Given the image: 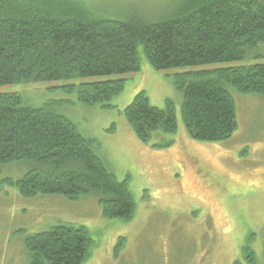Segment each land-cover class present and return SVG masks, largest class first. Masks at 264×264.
I'll return each mask as SVG.
<instances>
[{"label": "trees", "instance_id": "obj_1", "mask_svg": "<svg viewBox=\"0 0 264 264\" xmlns=\"http://www.w3.org/2000/svg\"><path fill=\"white\" fill-rule=\"evenodd\" d=\"M119 17L98 14L79 0H0V86L138 72L140 52L154 70H165L243 60L264 45V0H179L156 20L137 10ZM171 79L182 96L188 136L221 142L237 127L227 86L264 94V63L183 70ZM125 80L72 83L64 91L93 105L121 93ZM122 114L143 143L153 132L178 129L172 102L154 106L143 90ZM97 150L50 102L32 106L17 92H0V166H30L15 181L0 180V190L5 183L23 198L70 201L94 193L104 218L127 222L135 210L128 177L118 180ZM123 242L117 241L115 254ZM23 245L26 264H82L90 254L86 229L65 221L26 234ZM242 255L253 262L247 247Z\"/></svg>", "mask_w": 264, "mask_h": 264}, {"label": "rangeland", "instance_id": "obj_2", "mask_svg": "<svg viewBox=\"0 0 264 264\" xmlns=\"http://www.w3.org/2000/svg\"><path fill=\"white\" fill-rule=\"evenodd\" d=\"M94 12L121 18L132 11L159 19L179 0H79ZM119 17V18H120ZM140 70L110 77H87L0 86L32 106L50 102L98 149L118 180L128 177L135 210L131 220L104 218L94 193L70 201L62 196L23 198L17 189L0 190V264H26L23 239L58 222L83 226L90 242L82 264H264V94H241L233 87L236 130L221 142L191 139L180 118L182 96L171 75L183 70L264 63V45L246 58L213 65L154 70L142 52ZM125 78L124 89L103 103L86 105L68 84ZM140 90L162 108L170 100L178 129L137 139L122 114ZM28 164L0 166V180L19 179ZM119 239L123 246L117 254ZM249 240V241H247Z\"/></svg>", "mask_w": 264, "mask_h": 264}]
</instances>
